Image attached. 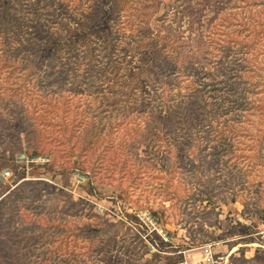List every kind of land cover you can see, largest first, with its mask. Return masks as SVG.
Returning <instances> with one entry per match:
<instances>
[{
	"label": "rangeland",
	"instance_id": "374dc122",
	"mask_svg": "<svg viewBox=\"0 0 264 264\" xmlns=\"http://www.w3.org/2000/svg\"><path fill=\"white\" fill-rule=\"evenodd\" d=\"M37 1L40 36L35 20L24 34L0 27V203L17 188L22 206L15 230L1 234L18 264H203L205 245L211 264H264V0ZM143 4L153 13L143 15ZM98 7L103 24L83 27ZM163 34L206 49L211 70L247 55L252 88L231 145L238 156L227 143L213 153L207 125L174 134L163 126L187 82L170 89L156 79L149 45ZM25 36L37 50L20 63L11 43ZM47 52L63 78L47 75ZM17 110L23 118L11 117ZM63 114L80 121L66 143L51 138ZM87 125L98 143L84 150Z\"/></svg>",
	"mask_w": 264,
	"mask_h": 264
},
{
	"label": "trees",
	"instance_id": "16d2710c",
	"mask_svg": "<svg viewBox=\"0 0 264 264\" xmlns=\"http://www.w3.org/2000/svg\"><path fill=\"white\" fill-rule=\"evenodd\" d=\"M52 1L53 0H48L50 4ZM37 2V0H26L23 3L20 0H6L3 3V0H0V27L2 29L8 28L10 31L14 29L17 34H19V32L24 34L27 27L24 29H22V27L35 20L33 25L36 30V34L40 36L38 34L39 25H41L39 21L40 17L37 18L32 15V13H38V10H40L38 6H35ZM155 2H157V0H153L152 8L154 7ZM57 4L62 7L63 0H58ZM228 4L232 6L236 5V3H232L230 1ZM123 5L126 7L124 3ZM237 6L243 7L239 4H237ZM148 12L149 14L153 13V11H148V9L145 8V4H143L142 14L146 15ZM86 15L87 18L81 21L82 23L80 24H82L85 28H90L91 26L97 27V25L103 24L107 13H105L101 7H98V11L93 9ZM28 18L30 19V22L28 21ZM148 20L144 21V23H139L148 27ZM15 24H17L16 28H14ZM159 37L152 40L149 45L150 48H153L154 55L150 56L148 53V56L151 57L150 66L154 70L156 79L158 82L162 83L163 86L166 85L170 89L179 87V77H183L187 80V82L183 85V93L180 94L181 91H179L178 99H176L175 103L171 105L172 111L161 117L163 126H166L167 130L174 134L178 132V130H190L191 128L207 125L210 130L214 131L211 133V137L213 138L215 136L214 140H216V145H214L212 152L218 154L221 151L218 149V144L227 143V152L236 155L235 147L231 146L232 144H235V142H238L237 139L240 136L235 129L237 124H239L236 110L239 108V111L241 110L242 113H247L244 110L247 105L246 102L244 103V99L248 98V92L252 88L251 81H249V73L252 69L243 64V60L247 58V55L243 54L244 56L241 55L240 58H234L238 55L233 54L232 58L239 61L228 62L224 68L218 67L217 64H215L214 66L217 67L211 70L212 66L207 63L209 58L205 54L206 49L203 50L200 49V47L195 48L192 45H188L187 41L186 43L188 46H183L185 45V41L179 38L180 35L177 37H171L168 34H163L159 35ZM29 38L34 39L35 37L25 36L24 38H16L19 43L17 45L11 43L12 49H15L16 53H22L20 63H23L22 60L24 58L32 59V54L36 53V40L34 41ZM234 40L235 39H232L231 42L233 43ZM83 41L86 42L87 39L84 38ZM240 43L243 45L244 41H240ZM38 49H41V47ZM10 54L11 53H8V55ZM47 54V75H57L56 77L62 76L63 78L65 76H63V74H65V69L58 68L56 71V67L54 66L55 55L50 52H47ZM223 61L225 62L226 60L223 59ZM4 63V65H9L11 67L15 62L12 57H8ZM168 67L174 68L175 71L169 72ZM10 70L12 71H8L9 73L13 72L12 67ZM219 73L220 75L222 74V77H220L221 79L217 77ZM204 76L208 79L215 80L205 81V79H202ZM219 84L222 85L219 86ZM99 91H101L100 86ZM139 93L142 92L139 90ZM10 95L17 97V100L23 94L11 91ZM137 95L138 94L134 91V101L136 100ZM13 99L14 101L12 104L15 105L16 100L15 98ZM8 102L9 100H7V104ZM21 103L23 104V102ZM49 106L54 107L51 104ZM135 107L136 105L131 107V109H134ZM263 108L264 104L261 108L264 113ZM10 110L14 111L15 109L14 107H11ZM35 110L36 108L30 109V115L34 113ZM45 111H47V109H45ZM63 113L68 114L66 111H63ZM13 114L14 115H11V117L23 118V115L19 110L15 111ZM63 116L64 114L61 116V123L59 124L60 127H58V132L51 135V138L57 139L58 142L62 141L66 143V140H70L72 136L71 134H73L80 125V121L74 122L75 116H71L70 121H66ZM44 122H46V120ZM67 125L71 126L69 127ZM93 130L94 129L91 126L87 125V129L83 131L84 135L82 134L83 136L80 145L84 150L91 149L98 143L95 140L97 137L96 132H93ZM39 131H41V129H36L35 126L33 132ZM17 138L18 134L11 137V141L19 147ZM142 140L144 139H138L136 141V145L143 142ZM259 140H257V143L259 142L262 144L264 141V132L259 134ZM33 153L39 154L40 152L34 148ZM239 155H241V153ZM19 192L20 190L17 188L9 192L0 203V264H3L5 257L12 259L13 264H18L20 260V252L17 249L10 251L11 245H6L9 238L2 235L14 231L16 227L15 222L21 220L20 214L22 212L20 211V207L22 206L20 203L21 200ZM16 199H18L17 202ZM24 209H27L26 205H24L23 210ZM152 213L154 215H161L158 214L157 211H153ZM163 220L165 221V219ZM33 222H35V220H33ZM3 228H5V230H3Z\"/></svg>",
	"mask_w": 264,
	"mask_h": 264
},
{
	"label": "built area",
	"instance_id": "2783aa9c",
	"mask_svg": "<svg viewBox=\"0 0 264 264\" xmlns=\"http://www.w3.org/2000/svg\"><path fill=\"white\" fill-rule=\"evenodd\" d=\"M202 251H203V259L202 262L203 264H211L213 261V256L211 253V247L210 245H205L204 247H202Z\"/></svg>",
	"mask_w": 264,
	"mask_h": 264
}]
</instances>
